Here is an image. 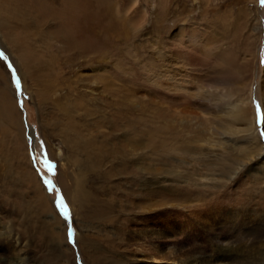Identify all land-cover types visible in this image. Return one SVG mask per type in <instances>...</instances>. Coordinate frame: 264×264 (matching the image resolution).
<instances>
[{
  "label": "rangeland",
  "instance_id": "1",
  "mask_svg": "<svg viewBox=\"0 0 264 264\" xmlns=\"http://www.w3.org/2000/svg\"><path fill=\"white\" fill-rule=\"evenodd\" d=\"M71 13L80 29L66 27ZM0 53V264H223L226 233L264 220L263 155L244 152L252 130L226 104L251 98L256 115L260 106L264 146L261 0H0ZM67 140L87 141L88 155ZM79 169L90 205L74 208L84 214L64 188ZM168 178L182 184L175 193L204 199L179 208Z\"/></svg>",
  "mask_w": 264,
  "mask_h": 264
},
{
  "label": "bare ground",
  "instance_id": "2",
  "mask_svg": "<svg viewBox=\"0 0 264 264\" xmlns=\"http://www.w3.org/2000/svg\"><path fill=\"white\" fill-rule=\"evenodd\" d=\"M10 3V2H9ZM80 3V2H78ZM10 8V7H9ZM8 8V9H9ZM73 8V6L71 7ZM11 11V10H10ZM77 11V10H76ZM15 12V11H14ZM8 13V11H7ZM72 15H70L69 19L71 21H74L73 24L70 23L68 24L66 27L70 28L72 25H74L73 27H76L77 29H80V22H76L78 21V18L75 14L71 13ZM55 15V14H54ZM56 17V16H55ZM88 45L93 49L94 46H95V41L94 40H89L88 41ZM95 49V48H94ZM57 50V49H56ZM83 55V54H82ZM43 57V56H42ZM52 57V56H51ZM53 59V58H52ZM52 62V61H51ZM43 63V61H42ZM48 64V63H47ZM43 74V73H42ZM52 75V73H51ZM170 79V78H169ZM170 86L171 87H174V89L178 88L179 87V84L178 82H171L170 83ZM183 89V88H182ZM201 90H203V96H210V92L205 90L204 88V84L200 87ZM179 90V89H177ZM263 90V94H262V104H263V109H264V88L262 89ZM216 95V94H215ZM207 96V98H208ZM221 97H223L224 95L220 94ZM218 96V97H220ZM230 98L234 99V97H231V95H229ZM228 96V98H229ZM213 99L212 97H209V100ZM229 98V99H230ZM221 99V98H220ZM225 99V98H224ZM251 98H244L242 96H239L237 99H234V100H230L229 103H226L227 105H232V114L237 118L236 120V123L239 122L240 118H244L245 119V126L248 125L249 129H251V136L249 138V146L246 147L244 149V152L247 154L249 153L250 157L251 155H255L256 157H260V155H263L262 156V160L261 159H258L259 162L263 163V166H262V172H264V146L263 144L261 143V141L259 140V135H258V132L256 131V123H257V118H256V114H255V111H254V107L251 106ZM218 100V99H217ZM223 100V98H222ZM225 102V101H223ZM222 102V103H223ZM261 102V100H260ZM41 104V103H40ZM224 104V103H223ZM225 104V105H226ZM13 107L14 105H12L11 101H9L8 99L2 104V108L4 110V113H5V118L6 120H8L9 122L13 123L15 121V114H14V111H13ZM190 108V107H189ZM202 108V107H201ZM222 108H219L218 107V110H212L214 112H220ZM204 110L206 112H209V113H212L211 110L207 107V108H204ZM192 111V110H191ZM201 111V110H200ZM205 112V113H206ZM197 113V112H196ZM193 114V113H192ZM239 114V115H238ZM195 117V116H193ZM15 124V123H14ZM245 126L243 127V129L239 130L237 129V125H235L231 131H233L232 133L236 134L237 133H240L242 131L245 130ZM18 136V135H17ZM20 137V136H19ZM16 139V138H15ZM17 140V139H16ZM23 140V139H22ZM68 141V140H67ZM18 141H16L15 143H17ZM24 142V141H23ZM87 141L84 142V146L80 145L79 143L77 142H72L70 143V141H68V144H71L70 145V148L72 151L75 150V148H77V155H78V152L82 151L83 154H86L88 155V153H86V151L88 152V149H87ZM17 145V144H16ZM15 146V145H14ZM16 147V146H15ZM19 147V146H18ZM17 147V148H18ZM21 147V146H20ZM22 148V147H21ZM19 149V148H18ZM16 149L15 151V155L18 156L19 155V151H21V149ZM76 151V150H75ZM17 152V154H16ZM186 153V152H184ZM197 153V152H195ZM198 154V153H197ZM245 154V155H246ZM78 157V156H77ZM80 157V156H79ZM246 157V156H245ZM254 156H252L253 158ZM17 158V157H16ZM76 158V157H75ZM81 159V158H80ZM80 159H76L74 162H80ZM94 159V158H93ZM193 159H196V158H193ZM202 159V158H201ZM19 160V159H18ZM232 160V159H231ZM243 160V159H242ZM241 160V161H242ZM251 161H253L254 159H250ZM87 161L84 160V162ZM21 162V161H19ZM18 162V163H19ZM24 162V161H23ZM73 162V163H74ZM82 162V161H81ZM80 162V163H81ZM95 162V161H94ZM190 162V161H189ZM255 162V160H254ZM17 163V164H18ZM22 163V162H21ZM19 163V164H21ZM72 163V162H71ZM244 164H238L239 167L238 169L233 172V176H234V179L236 178L235 175H238L237 173H240L241 172V169H240V166L243 165V166H246L247 161H243ZM258 163V162H257ZM260 163V164H261ZM77 164V163H76ZM181 164V163H180ZM251 164V163H250ZM259 164V163H258ZM80 165V164H79ZM194 165V164H193ZM77 166V165H76ZM89 166V164H88ZM259 166V165H257ZM23 167V166H22ZM26 167V166H25ZM195 167V166H193ZM176 168V167H175ZM174 168V169H175ZM186 168V167H185ZM253 168V164L250 165V169ZM27 169V168H26ZM177 169V168H176ZM194 169V168H193ZM91 170V169H90ZM179 170V168H178ZM23 172L22 174V177L25 179L24 181H28V182H33V183H36V185L38 184V181H37V177L36 175L31 172V170L29 172H27V170H23L21 171ZM176 172V170H175ZM186 172V171H185ZM194 172V171H193ZM69 173H72L71 171ZM107 173V172H106ZM109 173V172H108ZM180 175H181V172H179ZM202 173V172H201ZM176 174V173H175ZM185 174V173H184ZM83 175V171L82 169H79V172L75 175L74 177V180L72 179L71 180V184L70 185H65L64 188L66 190V194L69 198V201L71 202L72 204V207L74 208V206H80L82 207V205L85 203H88V199L90 197V195H88L89 190H86L85 189V184H84V178L81 179V176ZM178 172H177V180L179 179L180 176H178ZM182 176V175H181ZM168 177V176H167ZM133 178V177H132ZM200 178V177H199ZM71 179V178H70ZM165 179V178H164ZM185 179V178H184ZM189 179V178H187ZM233 179V178H232ZM177 180H174L173 178H168L166 180V182L164 183V185L170 190L171 193H173V195H171L174 199V201L177 202V205L179 206V208H190L189 206H187L188 204H186L188 201H192L191 203H193L194 200H202L204 199V197H202L201 193L199 191H196L194 190L193 188H191L190 190H186V191H178V192H174L172 190H175L176 189V186L174 187V184H179V181ZM180 180H183L182 177ZM194 180V179H193ZM192 180V181H193ZM40 181V180H39ZM31 182V183H32ZM187 182H190L189 180ZM183 183V182H182ZM186 183V182H185ZM191 183V182H190ZM193 184V183H192ZM199 184V183H198ZM180 185V184H179ZM184 185V184H183ZM188 185V184H187ZM70 186H73L70 187ZM182 186V184L180 185V187ZM193 186V185H191ZM195 186V185H194ZM180 187H178L180 189ZM184 187V186H183ZM182 187V188H183ZM188 187V186H187ZM199 187V186H197ZM195 187V189L197 188ZM67 188H72L73 192H70ZM175 188V189H174ZM181 188V189H182ZM189 188V187H188ZM145 189V187H144ZM181 192V193H180ZM72 193H74L72 195ZM226 191H222L221 193H218V195L216 196V198L218 197H221L223 194H225ZM42 194V193H41ZM143 194V193H142ZM88 198V199H87ZM40 199L41 200H46L47 198H44L43 194L40 195ZM206 199V197H205ZM173 201V202H174ZM144 203V202H143ZM195 203V202H194ZM148 204V203H147ZM90 205V204H89ZM149 205V204H148ZM176 205V206H177ZM202 205V204H201ZM106 206V205H105ZM174 206V205H172ZM194 207V204L191 205V208ZM199 206H196L194 208H197ZM75 209V208H74ZM102 209V208H101ZM105 209V208H104ZM200 209V208H198ZM167 210V209H166ZM165 210V211H166ZM172 209H170L171 211ZM75 211H78L83 213L84 214V211L77 208L75 209ZM106 211V210H104ZM167 213H169V211H166ZM80 214V213H79ZM251 228H253L251 230ZM245 230H248V231H245ZM232 231V230H231ZM79 236V235H78ZM224 241L226 242V246H227V250L229 251V258L231 260V262H229V260L225 259L223 264H264V220H261V219H257L255 222H252V223H246L245 225H242V226H238V228H235V230L229 234L228 232L226 233L225 237H224ZM52 239L53 240H56V242L59 243V241H57V237H56V233L54 232V234L52 235ZM82 240V239H81ZM235 240L236 242V245L232 244L233 241ZM64 241V240H63ZM232 242V243H231ZM232 244V246H231ZM225 246V245H224ZM175 247V246H174ZM204 261V260H203ZM14 264H22V257H18L16 258V260L14 261ZM195 264H198L197 262H195ZM203 264V263H202Z\"/></svg>",
  "mask_w": 264,
  "mask_h": 264
},
{
  "label": "snow or ice",
  "instance_id": "3",
  "mask_svg": "<svg viewBox=\"0 0 264 264\" xmlns=\"http://www.w3.org/2000/svg\"><path fill=\"white\" fill-rule=\"evenodd\" d=\"M261 3H262V6H264V0H261ZM2 56H3V54L0 53V58H2ZM9 67L11 68V65H9ZM13 80H14V82L16 84L17 94H19L20 82H19V80L16 79L14 70H13ZM21 106H22V104H21ZM257 115H258V119H260L261 115H260V106L259 105H257ZM261 136L264 137V132H261ZM41 147L43 148V144L42 143H41ZM43 156H44L43 163H44L45 167L47 168L48 172L51 173V174H54L55 165H53L47 159L46 152L43 153ZM34 163H35V160H34ZM42 179H43L44 184L47 187V190L51 193L53 191V182L50 179H48V178H42ZM56 192H57V198L55 200V206L59 210V212L62 215V217L66 221H68V233H67V235H68L69 242H72V240H73V229H72V225H71V222H70V211H69V208H68L67 204L64 202V199H63L62 195H60L58 189H56Z\"/></svg>",
  "mask_w": 264,
  "mask_h": 264
}]
</instances>
